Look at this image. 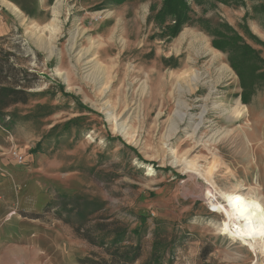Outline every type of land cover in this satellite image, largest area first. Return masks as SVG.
I'll return each instance as SVG.
<instances>
[{
	"label": "rangeland",
	"instance_id": "374dc122",
	"mask_svg": "<svg viewBox=\"0 0 264 264\" xmlns=\"http://www.w3.org/2000/svg\"><path fill=\"white\" fill-rule=\"evenodd\" d=\"M161 1L0 0V80L28 94L0 116L5 264L109 260L66 222L73 197L98 208L87 226L125 224L132 264L157 236L162 264H264L210 206L236 196L264 210V81L243 100L211 43L227 24L264 73V0L189 1L171 39L153 20Z\"/></svg>",
	"mask_w": 264,
	"mask_h": 264
},
{
	"label": "trees",
	"instance_id": "16d2710c",
	"mask_svg": "<svg viewBox=\"0 0 264 264\" xmlns=\"http://www.w3.org/2000/svg\"><path fill=\"white\" fill-rule=\"evenodd\" d=\"M125 0H115L120 2ZM189 1H193L196 4H202L209 0H162L161 6L158 10L153 7L155 14L153 20L161 26L162 37L167 39L174 38L182 30V28L190 21V6ZM221 3H228L229 0H217ZM221 27L226 32H222L215 28L212 30V46L220 51L228 54V60L241 79V86L243 89L242 96H245L246 89L252 84L263 80L264 73H258L257 71V59L252 56L251 48L243 43L241 37L229 27L227 24H223ZM246 69H245V68ZM245 69L246 83L242 80ZM3 67L0 65V75L3 72ZM1 79V78H0ZM4 79V78H3ZM242 97V98H243ZM28 98L27 91L21 85L7 84L0 80V116L1 111L9 106L25 102ZM245 97L243 98V100ZM246 100V99H245ZM71 122L63 126L64 129H69ZM40 147V144H38ZM70 204L72 205L71 213L67 214L66 222L73 225L75 232L78 233L84 240L92 245L108 246L111 249L109 253V260H94L93 258H83L78 261V264H132L140 257V246L138 245H120L124 242L128 234L125 224L119 222L112 230L106 228L105 224H95L93 226H87V215L96 212L98 208L95 207L94 202L88 200H81L78 197L70 198ZM69 204L67 201H63L62 205ZM61 214H59L60 216ZM107 229V230H106ZM134 232V231H131ZM99 235V236H98ZM109 237V240H107ZM151 251L148 256L140 262V264H162L163 258L158 251L165 249L169 246L166 239L161 237H155Z\"/></svg>",
	"mask_w": 264,
	"mask_h": 264
},
{
	"label": "bare ground",
	"instance_id": "6f19581e",
	"mask_svg": "<svg viewBox=\"0 0 264 264\" xmlns=\"http://www.w3.org/2000/svg\"><path fill=\"white\" fill-rule=\"evenodd\" d=\"M210 206L225 217L224 229L234 240L242 241L257 258L264 256V247L256 246L264 239V210L256 200L229 196L228 208L217 200Z\"/></svg>",
	"mask_w": 264,
	"mask_h": 264
},
{
	"label": "crops",
	"instance_id": "0c3cea01",
	"mask_svg": "<svg viewBox=\"0 0 264 264\" xmlns=\"http://www.w3.org/2000/svg\"><path fill=\"white\" fill-rule=\"evenodd\" d=\"M2 226H3V222L1 221V223H0V241L2 240V238H3V236H2ZM39 252L37 251V258L39 259L38 261H37V264H45L46 263V260H43L42 258H41V256H42V252L41 253H39ZM9 255H7L6 253H5V255L3 254H1L0 253V264H5V260H7V257H8Z\"/></svg>",
	"mask_w": 264,
	"mask_h": 264
},
{
	"label": "built area",
	"instance_id": "2783aa9c",
	"mask_svg": "<svg viewBox=\"0 0 264 264\" xmlns=\"http://www.w3.org/2000/svg\"><path fill=\"white\" fill-rule=\"evenodd\" d=\"M19 160H22V157H19Z\"/></svg>",
	"mask_w": 264,
	"mask_h": 264
}]
</instances>
